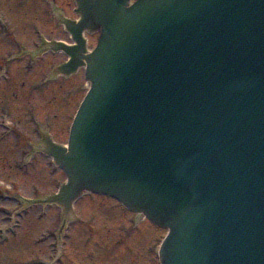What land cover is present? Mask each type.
I'll use <instances>...</instances> for the list:
<instances>
[{
  "label": "water",
  "instance_id": "water-1",
  "mask_svg": "<svg viewBox=\"0 0 264 264\" xmlns=\"http://www.w3.org/2000/svg\"><path fill=\"white\" fill-rule=\"evenodd\" d=\"M79 3L101 37L48 200L143 211L170 230L163 264H264V0Z\"/></svg>",
  "mask_w": 264,
  "mask_h": 264
},
{
  "label": "rangeland",
  "instance_id": "rangeland-1",
  "mask_svg": "<svg viewBox=\"0 0 264 264\" xmlns=\"http://www.w3.org/2000/svg\"><path fill=\"white\" fill-rule=\"evenodd\" d=\"M56 1L0 0V264H155L150 247L165 231L136 219L113 199L85 194L72 206L74 221L64 231L63 207L45 200L66 177L37 146L44 134L67 145L73 116L89 89L83 66L72 75H50L67 55L43 58L49 35L70 36L51 11L63 7L68 18L77 19L72 0ZM96 43V36L89 37L84 47Z\"/></svg>",
  "mask_w": 264,
  "mask_h": 264
},
{
  "label": "flooded vegetation",
  "instance_id": "flooded-vegetation-1",
  "mask_svg": "<svg viewBox=\"0 0 264 264\" xmlns=\"http://www.w3.org/2000/svg\"><path fill=\"white\" fill-rule=\"evenodd\" d=\"M55 1L56 0H53V4L55 3ZM73 1V0H72ZM57 2V1H56ZM55 5V4H54ZM58 8V7H57ZM51 16H52V19L54 20L55 18V20H56V22H57V24H59L61 27H62V29H63V31H65V28H64V26L61 24V20L63 19V20H65V19H68V17L65 15V9L63 8V7H61L59 10H58V13L56 14L55 12H54V10H52L51 11ZM51 18V17H50ZM52 20V21H53ZM66 32V31H65ZM96 36V34H94V35H90L89 37L91 38V39H93L94 37ZM47 40H52V36L51 35H49V38L47 39ZM70 40V39H69ZM53 53L52 52H46L45 54H44V56H43V58H48L49 57V55H52ZM125 211H127L128 212V210H126V209H124ZM135 216H136V219H141L142 217L141 216H139V215H137V214H134ZM144 220V219H143ZM150 223V222H149ZM152 226H154L153 224H151ZM155 227V226H154ZM156 229H158V230H160L158 227H155ZM150 253L151 254H153L154 255V261H155V264H158V259H157V255H156V253H155V251H154V248H153V246H151L150 247Z\"/></svg>",
  "mask_w": 264,
  "mask_h": 264
},
{
  "label": "bare ground",
  "instance_id": "bare-ground-1",
  "mask_svg": "<svg viewBox=\"0 0 264 264\" xmlns=\"http://www.w3.org/2000/svg\"><path fill=\"white\" fill-rule=\"evenodd\" d=\"M66 20H68V19H66ZM47 140V139H46Z\"/></svg>",
  "mask_w": 264,
  "mask_h": 264
}]
</instances>
